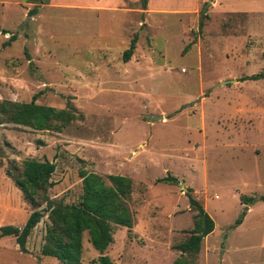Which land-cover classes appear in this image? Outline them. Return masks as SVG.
Segmentation results:
<instances>
[{
  "label": "rangeland",
  "instance_id": "rangeland-1",
  "mask_svg": "<svg viewBox=\"0 0 264 264\" xmlns=\"http://www.w3.org/2000/svg\"><path fill=\"white\" fill-rule=\"evenodd\" d=\"M209 1L206 20L148 13L143 22L131 2L124 14L0 0V99L38 93L36 103L75 108L60 131L0 125V226L25 224L33 207L15 176L25 160L48 159L56 168L46 194L65 203L80 199L81 170L106 185L111 174L132 181L123 198L132 227L112 225L103 254L84 231L81 264L100 255L111 264H264V78L243 80L264 73V0ZM167 175L177 183L156 181ZM188 195L214 221L197 254L175 247L196 220ZM49 223L45 214L31 230L27 252L0 237V264H61L35 258Z\"/></svg>",
  "mask_w": 264,
  "mask_h": 264
},
{
  "label": "trees",
  "instance_id": "trees-1",
  "mask_svg": "<svg viewBox=\"0 0 264 264\" xmlns=\"http://www.w3.org/2000/svg\"><path fill=\"white\" fill-rule=\"evenodd\" d=\"M44 0H41L43 2ZM141 9L146 8L147 0H139ZM33 10H29V15ZM200 25L202 23L200 22ZM201 27V26H200ZM135 37L129 48L124 50L122 60L127 62L135 48ZM264 78V73L252 74L245 79ZM36 93L29 102H18L0 99V125L12 123L33 130L44 131L56 129L60 131L75 118V108L68 102L65 109L51 105L36 103ZM53 121L59 124L52 126ZM56 164L48 159H27L24 161L22 173L15 176V183L23 197L30 203L33 210L25 224L20 228L13 225L0 226V237L12 235L22 252H27L25 246L31 230L47 214L50 223L46 228L45 243L41 253L55 257L61 264H81L82 234L87 231L89 242L100 253L106 250L113 241L112 225L132 227V215L123 202V198L131 193L132 181L123 175H108L111 185H106L102 177L94 172L79 171L82 192L75 203H65L62 199L50 198L46 192L54 185L51 176ZM7 172L10 174V170ZM157 182L174 184L177 178L167 175L156 179ZM45 207L38 208L41 204ZM256 197H242L243 202H253ZM257 198L264 199V196ZM189 205L196 210L194 227L187 231L188 236L175 247L186 254H197L201 241L214 229V221L203 206L191 195H188ZM197 217V218H196ZM240 223V220H237ZM100 264H111L107 255H100ZM173 264H182L177 259Z\"/></svg>",
  "mask_w": 264,
  "mask_h": 264
},
{
  "label": "crops",
  "instance_id": "crops-1",
  "mask_svg": "<svg viewBox=\"0 0 264 264\" xmlns=\"http://www.w3.org/2000/svg\"><path fill=\"white\" fill-rule=\"evenodd\" d=\"M87 1L48 0L47 6H51V7L59 6V7L78 8V9L91 8L95 11H100V12L101 11H108L112 13L123 12L125 14L130 10H133L129 7H124L125 4L131 2L136 6L134 10H138L141 12V18L143 16V13H145V21L143 22H146L148 13H154L156 16H160V17H166V15L168 14L180 15V16L186 14L188 15L192 14L194 15L193 17L189 16L191 22L192 21L195 22L196 20L199 19L206 20L207 18L205 17H208L206 12H204L203 14L205 17L202 16L200 18L201 3L205 2L206 0H147L145 9H141L139 0H92L93 2H88V3ZM212 1H215V3ZM216 2L218 3V0H211L209 1L208 4H212V3L216 4ZM39 255L41 256L43 254L39 253L37 256H35V258H40Z\"/></svg>",
  "mask_w": 264,
  "mask_h": 264
}]
</instances>
